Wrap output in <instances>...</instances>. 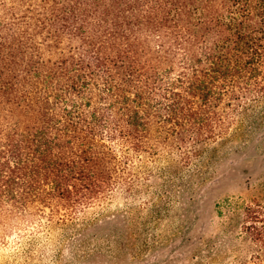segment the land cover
I'll return each mask as SVG.
<instances>
[{
  "label": "trees",
  "instance_id": "obj_1",
  "mask_svg": "<svg viewBox=\"0 0 264 264\" xmlns=\"http://www.w3.org/2000/svg\"><path fill=\"white\" fill-rule=\"evenodd\" d=\"M264 99V0H0V241L74 218ZM264 249V210L245 207ZM251 264H264L261 255Z\"/></svg>",
  "mask_w": 264,
  "mask_h": 264
},
{
  "label": "rangeland",
  "instance_id": "obj_2",
  "mask_svg": "<svg viewBox=\"0 0 264 264\" xmlns=\"http://www.w3.org/2000/svg\"><path fill=\"white\" fill-rule=\"evenodd\" d=\"M132 157L130 183L72 219L21 225L0 241V264H251L257 254L264 260L244 226L246 206L264 210V99L221 138Z\"/></svg>",
  "mask_w": 264,
  "mask_h": 264
}]
</instances>
